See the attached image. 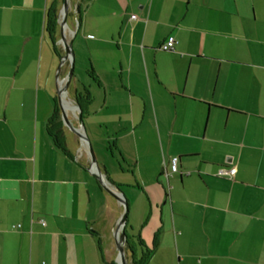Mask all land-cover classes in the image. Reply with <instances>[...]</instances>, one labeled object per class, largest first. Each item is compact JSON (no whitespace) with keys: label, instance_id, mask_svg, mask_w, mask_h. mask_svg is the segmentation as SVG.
Here are the masks:
<instances>
[{"label":"crops","instance_id":"1","mask_svg":"<svg viewBox=\"0 0 264 264\" xmlns=\"http://www.w3.org/2000/svg\"><path fill=\"white\" fill-rule=\"evenodd\" d=\"M74 1V66L87 60L96 91L74 77L63 104L89 90L96 161L129 205L128 263L264 264V0ZM60 6L0 0V264H117L121 205L67 127L68 153L49 133L66 74L45 26Z\"/></svg>","mask_w":264,"mask_h":264},{"label":"water","instance_id":"2","mask_svg":"<svg viewBox=\"0 0 264 264\" xmlns=\"http://www.w3.org/2000/svg\"><path fill=\"white\" fill-rule=\"evenodd\" d=\"M70 7L69 0H61V6L59 7L56 13V21L58 27V39H56V43L63 49L64 53L61 55V59L59 62V66L64 60H68L70 63L69 70L67 74L63 77L58 79V86H57V94H58V109L60 113V117L62 118L63 125H65L72 134L76 135L79 139L80 145L85 147L87 154L89 155V163H88V170L95 178H97L98 183L100 184L101 188H103L110 196H112L116 202H118L122 207V213L117 220L116 226L114 228V243L117 251V264H129L125 254V247L128 249L129 243L127 242V237L125 233V226L127 221V214H128V204L126 203L127 199L123 193V190L119 189L114 183L110 181V179L105 175L103 170L100 168L98 162L96 161V157L92 151L89 138L85 135V129L83 126L82 114L80 105L75 101V111L77 112V126H74L70 119L67 117L65 113V107H63V96H67L68 88L71 81L74 79V55L72 50V37L75 34V31L71 30L68 26V9ZM76 11H79V5L76 4ZM70 33V38L67 40V34Z\"/></svg>","mask_w":264,"mask_h":264},{"label":"rangeland","instance_id":"3","mask_svg":"<svg viewBox=\"0 0 264 264\" xmlns=\"http://www.w3.org/2000/svg\"><path fill=\"white\" fill-rule=\"evenodd\" d=\"M70 1V7H69V9H68V20H69V18H71V16H72V9H73V7H74V3H75V1L74 0H69ZM70 16V17H69ZM72 29V28H71ZM70 38V33H68L67 34V40ZM60 48V47H59ZM62 49V48H61ZM63 51V50H62ZM63 53H64V51H63ZM59 62H60V59H58V65H59ZM57 65V66H58ZM56 66V67H57ZM69 66V62H68V60H64L63 61V66H62V68H63V70H62V72H63V75H65V74H67V71H68V67ZM87 67H89V64L87 63V60H85L84 62H83V60L82 59H80V58H76V60H75V66H74V69H73V73H74V77L75 78H77L78 80V82L76 83V85L80 88L82 85H84V86H86V87H90L92 90H94V91H96V85H95V82H93V80H92V78L88 75V68ZM70 87V86H69ZM68 90L70 91V89L68 88ZM79 90H81V89H79ZM57 92V87L55 88V91L53 92L54 93V97H55V100H56V102H57V100H58V94L56 93ZM69 94V93H68ZM71 94H69V96H70ZM71 98H72V100H73V102H74V104H75V101H74V98H73V96H70ZM53 103H54V100H53ZM52 104V103H51ZM57 106H58V102H57ZM76 116H77V112L75 111V112H69L68 113V117L72 120V122L73 123H75V125H77V118H76ZM87 115H85L84 114V116L82 117V122H83V126H84V128H86V132L87 133H85V135L87 134V136H88V138H89V142H90V145H91V147L90 148H92V151H93V153H94V155H95V157L96 158H98V156L100 155V152L102 151V150H106V148H104V147H106L107 145H106V143L103 145V142L101 141V142H96L95 143V140H93L91 137H89L90 135H88V134H91L90 133V130H89V125L87 124V122H86V120H87ZM61 117H60V121H61ZM62 123H63V121H62ZM65 134H66V137H67V143H68V147H71V148H73V149H75V150H78V147H81V150L83 151V153H85V147H82V146H80V144H78V141H77V139H75V138H73V135H72V133L70 132V130H68L67 128H65ZM78 144V145H77ZM120 189V188H119ZM121 189H123V188H121ZM124 191H127V190H124ZM126 197V196H125ZM126 199H127V197H126ZM128 213H129V205H128ZM130 227H128V228H126V229H128V232L130 233V234H140V230L142 231V236H144V234H143V232H144V227L143 228H141L140 229V227L138 226V225H135L132 229H129ZM140 229V230H139ZM164 244V243H163ZM135 246H137L136 244H134ZM162 246H165V244L164 245H162ZM128 250H127V248L125 247V254H124V256L126 257V259H127V261H128ZM114 261L116 262V259H114Z\"/></svg>","mask_w":264,"mask_h":264},{"label":"trees","instance_id":"4","mask_svg":"<svg viewBox=\"0 0 264 264\" xmlns=\"http://www.w3.org/2000/svg\"><path fill=\"white\" fill-rule=\"evenodd\" d=\"M56 12L57 11H56V8L55 7L53 9H51L50 12H47L46 26H45L46 31H47V33L49 35V38H50L49 40L51 41L55 52H56V47H57L56 46V40H55V36H56V26H57ZM173 49H171V50H173ZM165 50H169V49H165ZM171 50H169V51H171ZM58 56H59V54H58ZM88 94H89V90L87 88H85L84 86L82 87L81 90H76L75 93H74V99L80 105L79 108H81L82 117L84 116V113L86 112L85 111L86 106H88L89 103H90V99L91 98H90V95H88ZM54 107H55V113H54V115H55V118L57 120V125H58L57 127L58 128H57L56 131H52V132L50 131L49 133L52 136V140H53L55 146L58 149H60L62 152L68 153L67 152V149L64 147V143H63V140L64 139H63V136L61 134L62 133V130H61L62 121H60L59 109H58V106L57 105L54 106ZM51 121H54V120H51ZM116 186H118V185H116ZM128 248H130V247H128Z\"/></svg>","mask_w":264,"mask_h":264},{"label":"built area","instance_id":"5","mask_svg":"<svg viewBox=\"0 0 264 264\" xmlns=\"http://www.w3.org/2000/svg\"><path fill=\"white\" fill-rule=\"evenodd\" d=\"M132 15L131 17H133ZM175 39L173 36H169L165 43H163V48L165 49H173V44H175ZM169 165L170 173L177 171V157L174 156L171 158ZM235 172V167L231 166H221L216 170V175L226 178H232ZM168 176V173L165 172V177Z\"/></svg>","mask_w":264,"mask_h":264},{"label":"bare ground","instance_id":"6","mask_svg":"<svg viewBox=\"0 0 264 264\" xmlns=\"http://www.w3.org/2000/svg\"><path fill=\"white\" fill-rule=\"evenodd\" d=\"M64 97H65V96H63L62 101H63ZM67 103L70 104L68 101H67ZM63 105H64V104H63ZM74 106H75V105H74V103H73V104H70V106H65V105H64L63 107H65L66 110H73V111H75Z\"/></svg>","mask_w":264,"mask_h":264},{"label":"flooded vegetation","instance_id":"7","mask_svg":"<svg viewBox=\"0 0 264 264\" xmlns=\"http://www.w3.org/2000/svg\"><path fill=\"white\" fill-rule=\"evenodd\" d=\"M59 116H60V113H59Z\"/></svg>","mask_w":264,"mask_h":264}]
</instances>
